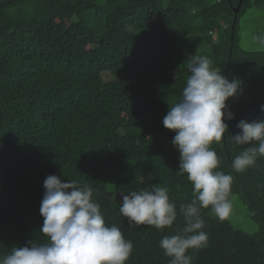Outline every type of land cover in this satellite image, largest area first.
Segmentation results:
<instances>
[{"label": "trees", "instance_id": "trees-1", "mask_svg": "<svg viewBox=\"0 0 264 264\" xmlns=\"http://www.w3.org/2000/svg\"><path fill=\"white\" fill-rule=\"evenodd\" d=\"M0 0V260L40 232L47 176L94 189L106 226L133 244L126 264H169L160 247L182 234L180 207L193 185L179 172L175 133L163 127L182 99L189 64L206 56L242 94L227 101L234 119L213 143L218 171L233 176L237 196L258 224L253 233L201 209L207 247L190 249L192 264H264V156L242 172L245 148L230 136L237 124L264 120V51L239 46L238 21L264 0ZM229 137V138H228ZM168 189L177 210L172 227L129 224L121 194Z\"/></svg>", "mask_w": 264, "mask_h": 264}, {"label": "clouds", "instance_id": "clouds-1", "mask_svg": "<svg viewBox=\"0 0 264 264\" xmlns=\"http://www.w3.org/2000/svg\"><path fill=\"white\" fill-rule=\"evenodd\" d=\"M212 64L206 56L193 57L182 99L169 106L162 121L165 129L175 133L172 144L179 151V172L187 174L194 197L179 210L185 221L182 234L160 241L170 257L169 264H192L188 251L207 247L209 237L203 231L201 209L211 207L220 220H225L233 207L229 199L233 176L217 170L220 160L211 145L220 143L228 132L224 121L234 119V114L226 102L242 94V81L230 80ZM237 128L239 132L230 136L236 144L258 142V147L245 148L233 159L232 168L242 172L255 164L257 154L264 156V120H241ZM43 187L40 232L48 237V243L29 241L27 246L15 247L0 264H126L133 244L120 228L106 226L100 205L92 200V187L80 188L75 181L57 175L47 176ZM119 212L129 224L157 229L170 228L177 219L168 189L156 185L121 194Z\"/></svg>", "mask_w": 264, "mask_h": 264}, {"label": "rangeland", "instance_id": "rangeland-1", "mask_svg": "<svg viewBox=\"0 0 264 264\" xmlns=\"http://www.w3.org/2000/svg\"><path fill=\"white\" fill-rule=\"evenodd\" d=\"M254 0H251L253 2ZM239 46L248 51H264V6L250 7L238 21ZM232 211L229 221L234 228L253 233L258 224L249 217L247 210L237 196L230 199ZM215 215V213H213Z\"/></svg>", "mask_w": 264, "mask_h": 264}, {"label": "water", "instance_id": "water-1", "mask_svg": "<svg viewBox=\"0 0 264 264\" xmlns=\"http://www.w3.org/2000/svg\"><path fill=\"white\" fill-rule=\"evenodd\" d=\"M241 4H242V0H239L237 7L234 9L235 13L239 11Z\"/></svg>", "mask_w": 264, "mask_h": 264}]
</instances>
